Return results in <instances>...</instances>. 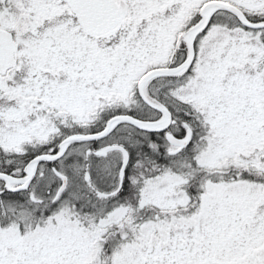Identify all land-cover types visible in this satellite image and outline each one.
<instances>
[{"label": "flooded vegetation", "instance_id": "obj_1", "mask_svg": "<svg viewBox=\"0 0 264 264\" xmlns=\"http://www.w3.org/2000/svg\"><path fill=\"white\" fill-rule=\"evenodd\" d=\"M110 1L112 3L109 0H0V29L4 31L0 60L6 61L7 44L12 50L10 66L0 72V119L20 120L33 114L37 116L36 127L50 121L58 132L65 127L100 131L108 128L105 136L94 140L99 146L96 151L79 145L74 153L69 154L66 149L62 156L84 167L77 173L89 184L90 192L87 195L86 186L79 179V200L59 204L67 188L57 196L61 180L54 174L53 162L36 164L28 187L30 219L0 218V225L18 227L13 239L0 240V264H264V168L259 169L260 180H257L256 171L241 166L256 168L258 158L264 160V142L253 138L243 149L239 148L241 152L255 153V157L249 161L236 158L235 168L217 170L222 178L220 185L207 192L214 200L204 201L195 209V204L188 201L175 206L180 210L189 207V212L185 213L188 218L180 216L183 211L173 212L169 227L164 226L167 221L161 219L160 205L143 201L144 193L138 194L129 172L124 175V186L119 179L111 185L109 165L102 163L109 152L97 155L109 146V37L125 30L129 31V37L138 34L139 40L149 45L142 49L143 43L138 44L136 56L143 67L138 80L158 69L181 64L188 56L189 45L195 51V59L192 67L182 73L187 76L195 72L193 67L203 41L215 50L209 60L216 62L223 50H227L229 54L223 62L238 54V62L247 64L257 73L258 66H264V27L255 29L244 25L236 15L217 4L238 7L252 24L264 22V4L257 9H247L235 0ZM261 1L264 2L258 0ZM116 7L120 8V18L116 22L109 21V13L114 17ZM168 23L173 24L170 30ZM167 32L170 34L167 49L157 51ZM7 40L10 41L6 44ZM123 40L120 35V41ZM116 50L123 52L124 45H118ZM131 54L132 51H126L124 55ZM118 56L116 54V61ZM218 66V61L215 67L208 66V75ZM232 79H240V73ZM176 80L177 74L159 75L145 83V97L171 113V124L165 132L136 133L141 162L161 159L163 152L169 155L175 147L162 143L166 134L184 138L189 130V146L175 156L189 159L192 156L199 129L192 124L191 115L176 105V101L185 103L174 97ZM232 89L228 87L225 96L214 97L216 108L222 114L227 112L228 94ZM60 90L65 104L80 105L77 111L82 117L75 119L74 108L54 104ZM120 100L118 107L136 111L139 120L162 119V114L145 99L139 95L138 99H132V91L125 100ZM255 103L256 97L249 106L239 108L242 115L253 119L254 127ZM210 128L203 131L206 146L213 138ZM49 139L57 146L47 148ZM63 140L60 141L58 135L56 138L49 135L43 141L23 144V152L13 156H29L32 160L56 153ZM126 150L131 162L135 159V147L128 143ZM89 156L94 160L87 168ZM218 161L225 164L231 160L220 155ZM65 175L69 184L70 178ZM16 178L12 187L21 184L19 177ZM239 178L255 180L234 181ZM119 190H123L124 203L119 198ZM6 197L22 199L23 195L20 191L6 192L0 188V201ZM59 210L61 218L57 216ZM112 216L117 217L112 219ZM25 222L31 223L29 233L21 232Z\"/></svg>", "mask_w": 264, "mask_h": 264}, {"label": "rangeland", "instance_id": "obj_2", "mask_svg": "<svg viewBox=\"0 0 264 264\" xmlns=\"http://www.w3.org/2000/svg\"><path fill=\"white\" fill-rule=\"evenodd\" d=\"M235 1L247 9H257L264 4L263 1L258 2V0ZM193 3L195 4L196 1ZM172 25V23L167 24L169 30ZM128 32L123 30L113 37H109V101L117 98L125 100L126 96L130 94L133 85H137L143 69L139 57L136 56V52L138 44L143 43L142 49H145L147 46L149 47V45L144 41L141 42L138 34H133L129 37ZM120 35H123V41H120ZM169 35L167 32L162 37L161 48L155 50L165 52L170 41ZM145 36L148 42V36L146 34ZM207 43V41H203L199 46L197 61L193 67L195 74H188L190 76L185 78L186 83L183 86H179L174 93V97L186 101V106L179 101H176V105L179 109H192L197 118H200L209 128L212 127L210 128V132L213 138L207 147L203 149L199 158L200 164L206 167H214L220 155H228L227 160H234V153L238 154L237 159L252 160L255 157V153L248 154L244 151L241 152L238 148L241 147L243 149L244 144L253 138H257L259 142L264 141V68L263 71L258 70L257 73L253 72L247 64L238 62V58L240 57L238 54L232 55L228 60L223 62V58L228 57L229 54L227 50H223L217 60L220 66L214 69L211 76H209L207 67H215L217 61L209 60V55L215 52V50L211 48V44L208 45ZM118 45H124L125 50L118 52L116 50ZM249 45L250 43L247 46ZM126 51H132V54L125 56ZM150 51H153V48ZM116 54H119L118 61L115 60ZM122 59H124V62H121ZM238 73H240V79L233 80L232 76ZM228 87H232L233 89L228 94L227 112L222 114L216 108L214 97L227 95ZM62 95L64 96V93L60 90L54 104L74 108L75 112H73V116L75 119L82 117V113L77 111L80 105L76 102L65 104V99H63ZM255 97L256 103L254 107H257V117L256 126L254 127L253 123H251L253 119L250 116L245 117L242 115L239 108L240 105L249 106V102L255 99ZM36 121L37 116L33 114L22 117L20 120L0 119V147L3 150L21 153L23 152V144L31 143L35 140L43 141L49 135H54L57 132L56 125L50 123V121H44L42 125H38L39 127L35 126L37 125ZM112 140L113 135H110L109 141ZM108 157L105 161L103 159L102 163L109 165V167L111 166V169L116 167L121 160V154L118 152ZM87 159V163L91 165L94 160L93 157L89 156ZM68 162V156L60 162L62 168L67 169V171L70 169L66 168ZM73 164L75 163L72 162V167ZM90 165L87 168H90ZM260 167L262 166L260 165ZM69 174L72 176L70 178V189L67 191L65 197L59 201V204L76 199L75 195L79 192V179L80 181L82 180V184L89 190V184L84 183V177H78L77 172L73 169L69 171ZM183 181L182 177L169 174L159 182L147 184L142 191L144 193V201L155 202L163 208L182 202L185 203L187 200L185 193L179 188V185ZM216 184L214 180H210L206 183V187L212 191L218 186ZM206 200L212 201L214 197L205 198L204 201ZM19 215L20 213L16 217L20 218ZM60 215L61 210L57 213V216ZM9 217L8 209L1 207L0 218L7 219ZM115 217L117 216H112V219ZM17 228L16 226L0 225V240L13 239L18 234ZM28 230V226H26L24 232Z\"/></svg>", "mask_w": 264, "mask_h": 264}, {"label": "trees", "instance_id": "obj_3", "mask_svg": "<svg viewBox=\"0 0 264 264\" xmlns=\"http://www.w3.org/2000/svg\"><path fill=\"white\" fill-rule=\"evenodd\" d=\"M128 114L136 116V114H133L132 112H129ZM125 125H126L125 123H120L112 129L110 135H113V143H116L120 146H123L125 144L124 135H125V132L128 130L127 129L128 127H125ZM132 129L133 128H131V130ZM99 131L100 130L98 129L88 128V127L86 128L69 127V128L62 129L61 132L59 133V137L60 139H63L73 134H91V133H96ZM133 134H135V132H133L132 130L131 135ZM164 142L165 141H162L163 144H165ZM198 144L200 145L199 147L204 146L203 143L201 142V136L199 137ZM79 145H84L87 150H91V151H96L97 149H99V146L96 144V141L92 140V141H86V142H73L68 147V152H71L72 150L77 151V147ZM46 146L47 148L56 147L57 144L53 143V141L50 140L47 142ZM27 154H30V152H27ZM192 154H193V158H192V164H191L192 166L190 170L191 174L185 175L188 178V183H186L185 185L181 187L185 189L188 196L190 197V202L194 203L196 207L198 206L201 200V195L204 193L203 181L205 178L210 177L211 175H214L215 169L203 167L198 164L197 160L200 155L198 151L194 150ZM26 157L27 158L13 156L12 151L3 150L0 147V173H5L7 175H11L15 177L23 176L26 165L29 163V156H26ZM172 160L173 159L167 158L166 154L163 152V158H161L159 161H156V162L146 161L144 164H141V165L137 164L136 166L130 165L127 170L143 171L144 179L146 181L157 180L159 178L164 177L167 174H177L179 172L178 170H179L180 164L183 162H186L185 159H178L174 161ZM52 165L58 171H64L65 173L68 172L67 169L62 168L59 165L58 161L53 162ZM242 167L245 168L244 166ZM78 169H79L78 167L77 168L75 167V170H78ZM68 170H72V169L70 168ZM216 179L218 178L216 177ZM124 184L125 183H123V186ZM0 188H3L6 191L5 182L1 179H0ZM118 194H119L120 200L124 203L123 190H120ZM3 202L6 208L8 209L10 208L11 210H13V213L19 211L20 205H22L21 211L25 210V213L22 216H25V214L27 213V217L30 218L29 206L23 205L24 204L23 198L18 199V198L6 197L3 199ZM181 211H183V213H181L180 216L183 217L184 219H187L188 217L185 215V213L189 211V207L184 208L183 210H178V211L168 210L167 213L163 212V214L165 215V218L168 221L171 219V216L168 213H172V212L180 213Z\"/></svg>", "mask_w": 264, "mask_h": 264}, {"label": "water", "instance_id": "obj_4", "mask_svg": "<svg viewBox=\"0 0 264 264\" xmlns=\"http://www.w3.org/2000/svg\"><path fill=\"white\" fill-rule=\"evenodd\" d=\"M221 7H224L226 9H229L233 12H235L238 16V18L244 22L245 24H248L243 16V14L241 13L240 10H238L237 8L233 7V6H230V5H224V4H220ZM250 26L254 27V28H260L262 26H264V23H258V24H249ZM3 34H4V31L2 29H0V50L1 49V42L4 41L3 39ZM10 40H7L6 41V44L9 43ZM11 46L9 44H7L4 47V51L6 52V61L5 62H2L0 60V72L4 69V68H8L10 66V62L12 60V50L10 48ZM193 58H194V52H193V49L190 48L189 49V56L188 58L186 59V61H184L181 65L175 67V68H172V69H162V70H158L150 75H147L145 76L141 82L139 83V92L140 94L143 95V84L145 83V81L150 77V76H154L156 73H177L181 70H183L184 68H187L190 66L191 62L193 61ZM152 105V107H154L155 109H157L158 111H161L165 114V118L159 122H144V121H139V120H135L134 118L130 117V116H117L113 119H111L109 121V129H110V126L111 124L116 121V120H119V121H128L132 124H134L139 130H147V131H164L168 126H169V123H170V114L167 112V110H165L164 108H162L161 106L159 105H155V104H150ZM108 132V128L105 129L104 131L100 132V133H97V134H91V135H73V136H70L68 138H66L63 143L60 145V150L57 154L55 155H42V156H39L37 158H34L33 160H31L27 166H26V175L22 178V181H23V184L19 187H16V188H12L11 187V179L10 177H8L7 175L5 174H2L0 173V179H3L5 180L6 182V187L9 191H12V192H16L18 190H21V189H25L30 180L32 179L33 175H34V170H35V165L37 162L39 161H54V160H57L59 159L64 151H65V145L72 142V141H86V140H92V139H97V138H100L102 136H104L106 133ZM166 139L167 141L173 145V146H178V149L173 151L172 153H176L178 151H180L182 148L186 147L190 141V132L188 133V135L186 136V138L184 139H177L176 137H174L173 135L171 134H167L166 136ZM116 148V146H111V147H108L106 148L105 150L101 151V153L99 154H104L105 152L111 150V149H114ZM128 153L125 151L124 154H123V159H122V162H121V165H120V178L122 180L123 178V173H124V170L127 166V163H128ZM55 174L61 179V185L59 186L58 188V191H57V195L60 194L66 187V183H67V177L64 176V175H61L59 174L57 171H55Z\"/></svg>", "mask_w": 264, "mask_h": 264}]
</instances>
